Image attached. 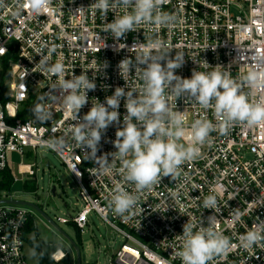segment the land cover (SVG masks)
Wrapping results in <instances>:
<instances>
[{"label":"built area","instance_id":"built-area-1","mask_svg":"<svg viewBox=\"0 0 264 264\" xmlns=\"http://www.w3.org/2000/svg\"><path fill=\"white\" fill-rule=\"evenodd\" d=\"M94 2L49 0L41 11L33 12L26 0H3L0 173L10 170L12 154L21 159L19 174L32 177L35 166L23 163L27 155L36 156L39 149L57 154L79 184L82 202L80 211L69 219L58 218V223L73 224L83 233L90 226L89 216L95 213L113 227L126 242L110 264H162V258L167 264H182L176 252L182 245L183 226L188 222L207 226L210 216H214L216 230L227 236L233 247L226 256L214 257L209 264H264V242L248 249L240 246L243 234L264 224V126L235 124L221 132V121L211 109H202L186 97H169L172 107L184 113L186 126L207 118L218 130L199 146L194 159L181 166L178 177H162L150 189L137 193L125 180L118 158L112 161L110 173H98V165L85 155L90 150H81L71 137L74 114L50 98V104L44 99L49 93L59 96L53 89L58 77L42 73L40 68L42 58L49 64L59 61L64 65L65 78L84 72L95 82V90L87 92L88 102L78 114L82 118L92 103H105L117 87L129 90L118 65L126 58L135 60L134 45L159 40L169 58L176 54L184 58L176 75L191 78L194 70L227 72L255 101L264 96V88H250L243 77L250 68L264 67V0H164L162 11L176 15L175 23L142 24L121 38L105 28L131 8L113 5L105 15L92 6ZM128 83L133 89L140 86L135 69ZM40 104L52 113L46 122L34 116ZM118 111L120 123H113L102 133L97 156L117 151L115 133L127 114L123 99ZM60 138L64 148L50 146ZM108 159L111 161L112 156ZM117 184L138 196L136 207L125 217L115 214L109 203ZM209 195L216 197L215 211L203 206ZM32 214L24 207L0 206V264H29L24 253L28 239L25 230ZM66 255L58 250L52 259L60 262Z\"/></svg>","mask_w":264,"mask_h":264},{"label":"clouds","instance_id":"clouds-1","mask_svg":"<svg viewBox=\"0 0 264 264\" xmlns=\"http://www.w3.org/2000/svg\"><path fill=\"white\" fill-rule=\"evenodd\" d=\"M49 0H26L33 12H39ZM164 0H95L92 4L105 15L113 5L126 10L106 25L105 31L121 38L129 31H135L142 24L171 25L177 21L174 14L162 11ZM3 0H0V6ZM23 7V4L19 5ZM83 7H81L82 9ZM162 43L157 40L147 45L137 43L135 60L126 58L118 67L121 77L129 89L117 87L113 95L105 98V103L96 100L90 110L79 117L80 110L88 102L87 92L95 90L96 84L87 73L64 76V65L57 61L49 64L42 58L41 72H50L58 77L54 90L45 96L61 104L65 110L74 114L71 137L81 150H90L85 155L97 165L100 174L112 170V161L119 159L121 172L127 182L134 185L137 193L150 189L162 177L175 179L180 175L181 166L194 159L210 134L218 130L217 125L207 118L196 119L190 126L185 125L183 112L177 111L169 103V97H186L195 101L202 109H211L221 121L219 131L226 132L235 124L247 127L264 126V96L255 101L241 91L240 83L227 72L219 70L193 71L191 78H182L175 74L184 62L181 55L169 58L167 51H162ZM163 62V63H162ZM144 65V67H141ZM132 69L141 82L138 88H131L128 77ZM252 89L264 88V67L257 65L250 68L243 77ZM135 93V95H134ZM121 99L127 114L123 117V126L115 133L113 142L116 152L97 156L102 133L113 123H120L119 106ZM37 120L46 122L52 113L45 104L34 109ZM135 121V122H134ZM54 149L64 148L63 138L51 142ZM108 155L112 156L111 161ZM112 211L125 217L136 207L138 196L117 184L110 198ZM203 206L216 210L215 195L204 199ZM182 245L176 255L182 264H209L214 257L226 256L233 245L230 239L215 228L214 216L207 220V226L199 227L191 223L183 226ZM264 242V224L250 229L240 238V246L248 249ZM162 264H167L163 261Z\"/></svg>","mask_w":264,"mask_h":264},{"label":"rangeland","instance_id":"rangeland-1","mask_svg":"<svg viewBox=\"0 0 264 264\" xmlns=\"http://www.w3.org/2000/svg\"><path fill=\"white\" fill-rule=\"evenodd\" d=\"M9 157V169L14 177V184L8 194H0V201L8 196L14 200L33 204L63 232L62 234L46 218L27 208L33 213L36 229L32 234H28V242L24 250L28 263L37 264L31 243L39 237L46 243L59 245L62 251L69 254L71 264H77L76 252L65 237L67 236L79 245L82 264H110L116 252L126 242L113 227L92 213L89 216L90 226L79 238L75 227L58 223V218L69 219L82 209L79 184L63 165L60 157L46 149H39L36 156L27 155L23 163L35 166L33 177L19 174L20 157L15 154ZM26 181L35 184L34 191L24 189Z\"/></svg>","mask_w":264,"mask_h":264},{"label":"trees","instance_id":"trees-1","mask_svg":"<svg viewBox=\"0 0 264 264\" xmlns=\"http://www.w3.org/2000/svg\"><path fill=\"white\" fill-rule=\"evenodd\" d=\"M13 184H14V177L10 170H5L0 173V194L1 193L8 194ZM24 189L26 191H34L35 184L33 182L26 181L24 183ZM69 225L74 227L73 224H69ZM35 231H36L35 220L34 217L32 216L30 217L29 222L26 226L25 233L32 234ZM77 231H78V236L80 238L81 231L78 229ZM26 241L28 242V239H26ZM79 244H81L80 240H79ZM31 248L35 252L37 264H71L69 254H67L66 257L60 262H55L52 259L51 256L53 253H55L58 250H62V248L59 245L53 243H46L38 237L35 242L31 243Z\"/></svg>","mask_w":264,"mask_h":264},{"label":"water","instance_id":"water-1","mask_svg":"<svg viewBox=\"0 0 264 264\" xmlns=\"http://www.w3.org/2000/svg\"><path fill=\"white\" fill-rule=\"evenodd\" d=\"M1 205H12V206H17V207L30 208V209L34 210L35 212H37L38 214H40L41 216H43L44 218H46L58 231H60L63 234V232L50 219H48V217L43 213V211L33 204H29V203L19 201V200H14L12 197H10L8 199L1 200L0 206ZM65 237L68 239V241L72 245L74 251L76 252L77 264H82V256H81V251H80L79 245L76 242H74L73 240H71L69 237H67V236H65Z\"/></svg>","mask_w":264,"mask_h":264},{"label":"bare ground","instance_id":"bare-ground-1","mask_svg":"<svg viewBox=\"0 0 264 264\" xmlns=\"http://www.w3.org/2000/svg\"><path fill=\"white\" fill-rule=\"evenodd\" d=\"M23 170H26V168H23Z\"/></svg>","mask_w":264,"mask_h":264},{"label":"crops","instance_id":"crops-1","mask_svg":"<svg viewBox=\"0 0 264 264\" xmlns=\"http://www.w3.org/2000/svg\"><path fill=\"white\" fill-rule=\"evenodd\" d=\"M29 236V235H28Z\"/></svg>","mask_w":264,"mask_h":264}]
</instances>
